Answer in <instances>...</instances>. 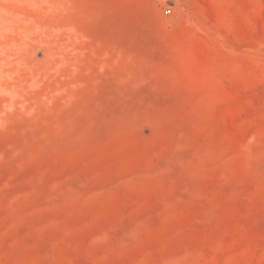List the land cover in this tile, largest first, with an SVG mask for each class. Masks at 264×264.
Masks as SVG:
<instances>
[{"label":"rangeland","instance_id":"obj_1","mask_svg":"<svg viewBox=\"0 0 264 264\" xmlns=\"http://www.w3.org/2000/svg\"><path fill=\"white\" fill-rule=\"evenodd\" d=\"M0 264H264V0H0Z\"/></svg>","mask_w":264,"mask_h":264},{"label":"built area","instance_id":"obj_2","mask_svg":"<svg viewBox=\"0 0 264 264\" xmlns=\"http://www.w3.org/2000/svg\"><path fill=\"white\" fill-rule=\"evenodd\" d=\"M168 12L170 13L171 12V9H168Z\"/></svg>","mask_w":264,"mask_h":264}]
</instances>
